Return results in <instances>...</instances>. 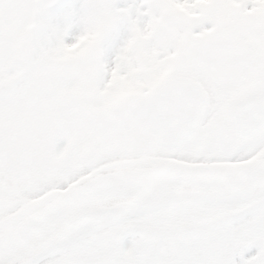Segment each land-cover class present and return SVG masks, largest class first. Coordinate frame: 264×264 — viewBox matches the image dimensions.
Listing matches in <instances>:
<instances>
[{"label":"snow or ice","instance_id":"1","mask_svg":"<svg viewBox=\"0 0 264 264\" xmlns=\"http://www.w3.org/2000/svg\"><path fill=\"white\" fill-rule=\"evenodd\" d=\"M0 264H264V0H0Z\"/></svg>","mask_w":264,"mask_h":264}]
</instances>
